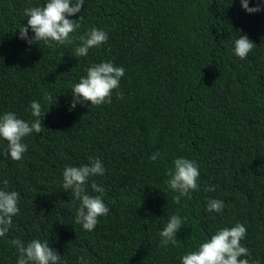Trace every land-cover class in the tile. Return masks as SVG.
<instances>
[{
  "label": "trees",
  "instance_id": "16d2710c",
  "mask_svg": "<svg viewBox=\"0 0 264 264\" xmlns=\"http://www.w3.org/2000/svg\"><path fill=\"white\" fill-rule=\"evenodd\" d=\"M44 3L0 0V115L30 122L33 100L46 112L42 132L23 138L21 160L0 156V188L7 179L20 195L0 237V264H16L15 238L48 241L62 264H80V256L87 264H181L237 222L250 259L264 264V0H249L260 5L255 13L240 0H84L69 17L80 23L72 35L93 26L108 33L84 57L74 55L79 41L49 47L20 38L24 9ZM244 34L255 47L241 59L234 41ZM102 61L125 69L123 99L114 90L111 103L72 108V85ZM6 145L0 139V151ZM181 156L197 162L199 190L177 204L166 181ZM89 157L104 165L90 182L104 187L109 208L92 231L76 223L79 201L62 188L65 167ZM90 182L88 193L99 195ZM209 199L222 200L223 211H206ZM174 214L182 219L177 243L163 247L159 232Z\"/></svg>",
  "mask_w": 264,
  "mask_h": 264
},
{
  "label": "clouds",
  "instance_id": "9594fccd",
  "mask_svg": "<svg viewBox=\"0 0 264 264\" xmlns=\"http://www.w3.org/2000/svg\"><path fill=\"white\" fill-rule=\"evenodd\" d=\"M244 10L255 13L261 10L260 5L249 7V0H240ZM84 0H45L39 6H29L24 9L27 18L26 25H20L19 36L27 40L29 44L44 41L49 47L80 43L74 48L76 57L87 56L90 48L99 47L108 40V33L102 29L91 27L84 34L72 35L79 28L80 23L76 19H69L77 13H81ZM29 29L34 35L28 36ZM255 43L246 34L239 35L234 41V52L239 58L244 59L253 50ZM63 58V57H62ZM86 75L79 82L72 85L73 100L71 107L78 103L90 102L91 105H102L112 102L113 91L116 90L117 99H123V92L119 91L120 80L124 76L125 69L115 65L112 61L94 63L86 68ZM46 99L51 102L49 95ZM31 116L35 119L26 121L18 118L16 113L7 111L0 115V139L7 141L6 149L0 151V156L10 157L19 161L27 151V144L23 138L43 130L42 117L46 112L42 111L39 101L30 102ZM159 153H153L149 159L156 161ZM105 168L99 158L89 157V163L81 166H66L62 175V188L70 190L74 200L79 201V207L75 211V221L82 225L84 230L92 231L98 223V218L106 216L109 208L104 203L102 196L104 187L98 185L90 178L103 176ZM199 166L196 161L183 156L173 161V168L168 170V187L179 193L173 197L179 204L181 197L191 199V192L199 190L198 178ZM91 183L93 192L99 195H90L87 185ZM4 187L0 188V237H3L12 225V218L20 209L18 207L20 195L16 191L8 190V180L3 181ZM206 191H214L211 186ZM224 202L218 199H209L206 211H223ZM182 219L179 215H172L162 231L161 246L167 247L169 243L176 245L177 232L180 230ZM247 232L246 227L237 222L232 227L217 229L210 238L201 242L197 249L183 254L180 257L181 264H259V260H251L247 247L241 244ZM10 244L17 251L16 264H62L61 255L49 246L48 241L32 239L25 244L19 238L12 239ZM80 264H87L84 256L78 257Z\"/></svg>",
  "mask_w": 264,
  "mask_h": 264
}]
</instances>
